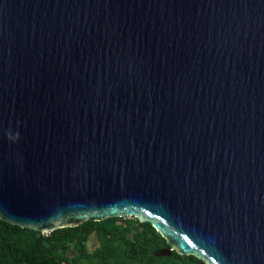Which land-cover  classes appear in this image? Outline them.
I'll list each match as a JSON object with an SVG mask.
<instances>
[{"label": "water", "instance_id": "1", "mask_svg": "<svg viewBox=\"0 0 264 264\" xmlns=\"http://www.w3.org/2000/svg\"><path fill=\"white\" fill-rule=\"evenodd\" d=\"M109 218L264 264V0H0V220Z\"/></svg>", "mask_w": 264, "mask_h": 264}, {"label": "trees", "instance_id": "2", "mask_svg": "<svg viewBox=\"0 0 264 264\" xmlns=\"http://www.w3.org/2000/svg\"><path fill=\"white\" fill-rule=\"evenodd\" d=\"M96 236L99 246L88 250ZM171 246L149 223L109 218L57 229L48 236L0 220V264H200L194 256L159 255Z\"/></svg>", "mask_w": 264, "mask_h": 264}, {"label": "rangeland", "instance_id": "3", "mask_svg": "<svg viewBox=\"0 0 264 264\" xmlns=\"http://www.w3.org/2000/svg\"><path fill=\"white\" fill-rule=\"evenodd\" d=\"M98 246H99V242H98L96 236H92L88 242V250L90 252L94 251L96 248H98ZM166 254H168V252Z\"/></svg>", "mask_w": 264, "mask_h": 264}, {"label": "flooded vegetation", "instance_id": "4", "mask_svg": "<svg viewBox=\"0 0 264 264\" xmlns=\"http://www.w3.org/2000/svg\"><path fill=\"white\" fill-rule=\"evenodd\" d=\"M171 249V248H170ZM170 249H164V250H161L160 252H159V255H162V256H171L172 255V252L171 253H168V254H166L167 252H168V250H170ZM182 256V255H181ZM200 264H205L204 262L203 263H200Z\"/></svg>", "mask_w": 264, "mask_h": 264}]
</instances>
